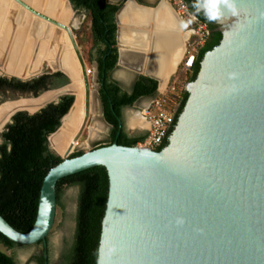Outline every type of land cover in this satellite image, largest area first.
I'll use <instances>...</instances> for the list:
<instances>
[{
    "label": "water",
    "instance_id": "water-1",
    "mask_svg": "<svg viewBox=\"0 0 264 264\" xmlns=\"http://www.w3.org/2000/svg\"><path fill=\"white\" fill-rule=\"evenodd\" d=\"M12 1L66 32L80 72L75 75L64 67L51 70L67 76L70 84L50 91L54 99L35 112L63 96L75 97L60 129L48 139L63 162L53 167L43 182L35 225L22 234L0 215V233L18 245L42 243L47 249L59 207L58 183L105 167L109 195L98 264H264V0H235L237 14L225 9L217 20L216 31L223 34V41L205 55L196 81L188 84L189 99L163 150L115 142L75 158H70L74 149L61 155L51 146V138L72 118L77 95L82 92L73 81L75 77L82 80L84 94V117L74 137L76 144L93 114L90 74L73 34L75 26L43 16L22 0ZM164 9L184 34V39H175L184 49L182 62L190 33L181 27L182 19L167 0H127L115 15L117 66L123 63L124 48H148L149 61L143 73L159 87L162 80L157 73L162 59L172 57L165 47L174 40L173 34L159 32ZM94 70L93 81L97 83V64ZM164 75L169 76L167 72ZM96 96L99 100L98 93ZM33 99L37 98L15 101ZM19 112L35 114L18 110L12 117ZM181 219L183 223H177ZM110 249L115 251L109 254Z\"/></svg>",
    "mask_w": 264,
    "mask_h": 264
},
{
    "label": "trees",
    "instance_id": "trees-1",
    "mask_svg": "<svg viewBox=\"0 0 264 264\" xmlns=\"http://www.w3.org/2000/svg\"><path fill=\"white\" fill-rule=\"evenodd\" d=\"M69 1L77 13L86 16V23L83 24L82 32H80L83 33L87 42L82 55L87 63L90 65L96 63L98 67L99 95L104 116L113 128L107 145L118 142L120 146H138L146 140L147 136H132L124 125L120 128L119 120L122 119L124 109L134 107L142 99L155 98L159 84L151 78L140 76L130 91H124L112 78L118 68L119 60L115 15L121 6L111 5L107 0ZM184 2L189 11L195 14L194 0H184ZM197 18L207 26L210 35L199 50L188 79L189 83L196 81L205 55L223 41V34L216 31L217 21H209L203 12L199 13ZM82 47V42H79V48ZM69 84L70 80L67 76L52 71H47L29 81L0 76V106L18 98H40L46 92ZM50 94L52 93L46 95ZM188 99L189 93L185 91L182 106L175 117V124L169 137ZM74 102L75 97L67 95L35 114L19 112L12 117L1 135L0 215L13 229L22 234L29 233L35 225L41 189L47 174L53 167L63 162V159L50 148L48 139L60 129L62 119L68 114ZM169 137L157 151L160 152L168 145ZM75 145L78 144L75 143ZM99 147L102 145L96 146V148ZM84 153L85 151H76L70 158L82 156ZM65 188L78 189V206L74 240L71 248L63 255V264H98L102 222L109 195L107 169L96 167L61 180L57 185L59 208L64 207ZM1 246L10 250L28 247L8 240L0 233V264H18L14 257L8 256L1 250ZM37 247H40L41 251L35 254L32 260L36 264H51L48 241L47 249L42 243ZM46 250L47 259L45 258Z\"/></svg>",
    "mask_w": 264,
    "mask_h": 264
},
{
    "label": "bare ground",
    "instance_id": "bare-ground-1",
    "mask_svg": "<svg viewBox=\"0 0 264 264\" xmlns=\"http://www.w3.org/2000/svg\"><path fill=\"white\" fill-rule=\"evenodd\" d=\"M28 1H29V3H31V5H33L35 7V11L36 10H43V9L47 8L49 5V2H50V0H28ZM65 1H66V7L70 9L68 1L67 0H65ZM3 3H5V2H3ZM4 5L2 6V13L3 14H0V32L2 31L1 35H0V67H1V70L4 71L5 74L14 76V74L18 73L21 76L19 78H22V79H28V78L34 77L40 72L39 62H40L41 58H46L49 62H53V63L60 65L59 69H62V67H64L65 70L66 69L72 70L73 71L72 73L75 72V75H76V71L80 72L79 71V69H80L79 63L76 59L75 53L72 49V46L70 44V41H69L65 31L59 30L55 27L52 28L53 26H51V27L45 26V29L43 31L44 39L43 38L39 39L38 35L41 33H38L36 30V26H34L35 25L34 24L35 19L41 20L44 23H47V22H45L43 19L37 17L36 15H33L32 13H30L29 11H27L25 9L27 12H29L30 14H32L36 18L30 19L31 22L34 21L32 24L28 18L27 23H26L27 26H25L24 29L20 30L19 27L16 28L14 22H15V19L20 18L22 16V14H19V13L17 14L15 12H13V14L11 16V12H10L11 8H9L10 6H8L6 4L5 5L7 7V9H6L4 7ZM28 6H30V5H28ZM70 11H71V9H70ZM18 12H19V10H18ZM36 12L39 13L40 11L39 12L36 11ZM60 13H61V9H58L56 12L57 16ZM71 13H72V11H71ZM39 14H42V13H39ZM5 15H7L6 20L4 22H1L3 16H5ZM43 16H45V15H43ZM160 16H161V20L164 23H160V25L158 26L159 32L163 33V34L169 32L170 34L174 35V40L172 42H170L168 45H166V47H165L166 54H169V55L172 54V57L169 58L168 55H167L168 56L167 58L163 57L162 60H164V61H162V63H161L162 64L161 71H158V73H157L158 76H161L160 77V79L162 80L161 87L164 88V86L167 84L169 76H171L175 73L177 66L181 62L184 49L180 46V44H179L180 41L175 40V39H178V38L184 39V34L180 31L181 29L179 28L178 23L173 21V18L167 9H164V11L161 12ZM13 29H15V31H17V32H15ZM41 31H42V29H41ZM12 35H13V37L10 38ZM31 36H33V38H31ZM32 39L33 40L36 39V41L37 40L38 41L36 42L34 40V42H33ZM125 39H127V38H125ZM57 69H53V70H57ZM164 72H167L169 76L166 77L164 75ZM77 80L78 79L76 77L73 79V81H75V83H77V84L79 83L78 85H80L79 88L82 90V92L79 95H77L76 109L74 111V114L70 120H66L64 122V125L62 127L63 129H61L58 136H56L53 139V144L61 153H67V151L71 148V145L74 142V137L77 134V132L79 131V128L81 127V123H82L83 117H84L83 82H82V80H81V82H79ZM50 93H52V92H50ZM52 94H54V93H52ZM54 97L51 100H53ZM33 100H36V99H33ZM47 102H49V101H47ZM6 103H11V102H6ZM1 106H0V108H1ZM28 107H29L28 103H22V104H15V106L11 109H9V108L1 109L0 110V130L8 118H9V121L6 123V125L10 122L12 114H14L18 110H22V108H28ZM6 125H5V127H6ZM102 126H103V124L101 125L98 122H96L94 124V129H93L92 135H91L93 139L95 138L97 130H101ZM5 127H3V129ZM2 130L0 131V133H2ZM76 147H74V149ZM61 155H63V154H61Z\"/></svg>",
    "mask_w": 264,
    "mask_h": 264
},
{
    "label": "rangeland",
    "instance_id": "rangeland-1",
    "mask_svg": "<svg viewBox=\"0 0 264 264\" xmlns=\"http://www.w3.org/2000/svg\"><path fill=\"white\" fill-rule=\"evenodd\" d=\"M2 1L5 3H3ZM22 1L25 2L27 5H30V7H32L35 10V7L33 5H31V3H29L28 0H22ZM4 4L5 5L7 4L8 6H10L9 8H11L10 9L11 11L10 10L9 11L11 12V16H12L13 12H15L17 14L18 13L23 14V20L22 21L19 20L20 21L19 23H15L16 28H18V26H21V27L27 26V24L23 22L26 19V17L29 18L30 22H31V20H30L31 18L32 19L36 18L35 16H33L32 14L27 12L25 9H23L21 6H19L18 4H16L12 0H1L0 14H3L2 13V6ZM5 5H4V7L7 9V7ZM54 5H55V8L53 11H51L52 16H54L55 18L62 20V21L70 20L68 26H72V25L75 26V29H73V34L75 35V38H76L78 45H79V42L80 43L82 42L83 47L80 49H81V52L83 54V50L87 46V42H86V39L84 38V36L82 35L83 33L81 34L80 32H82L83 24L86 23V16L82 13H77V12L74 14L71 13V11L66 7V4L62 0H54ZM58 9H61V13L58 14V16H57L56 12ZM18 10H19V12H18ZM36 11L39 12V10H36ZM44 11H48V8H45ZM39 13H42V12H39ZM76 20H78L77 25H75ZM33 22H31V24ZM43 24H44L43 26L51 27L47 23L43 22ZM52 28H54V27H52ZM13 30L15 31V29H13ZM15 32H17V31H15ZM12 37H13V35L11 36V38ZM31 38H33V36H31ZM34 40L36 41V39H34ZM34 40H33V42H34ZM95 64L96 63H94L93 65H90L89 63L86 62L87 69L91 71V74L89 76H90V84H91V90H92V111H93V114L91 116L90 123L84 132L83 137L79 141L78 146L75 145V142L72 143L70 150H73L74 147L77 146L73 150V153H75L76 151H85L86 152L90 149L96 148L97 145L104 142L101 136H102L103 132H104V134H106V130H108L104 126L105 122L103 121V117H102V108H103L102 103H101L100 99L99 100L97 99V96H96L98 93V89H99L98 77H97V83L93 81V75L95 73V70H94ZM180 65L181 66L179 67V70L172 77L170 82H174L179 78L180 82H181V84H180L181 91L185 92L187 90V86L189 84L188 79L190 77V73H184V70L182 68V64H180ZM57 68L59 69L60 65L53 63V62H49L46 58H41V60L39 62L40 72L37 74L36 77L44 74L47 71H51V70L57 69ZM0 76L13 78L11 75L5 74L4 71L1 70V67H0ZM14 76L21 77L20 74H18V73L14 74ZM116 77H118L120 79V82H122L127 87L128 90L131 88V86L133 84V80H132L133 78L128 73H126L125 71H122V70L117 71ZM30 79L31 78H28L25 80L28 81ZM32 79H34V78H32ZM54 95L55 94L42 96L36 100L15 101V103H13L14 101H9L11 103H6V105L5 104L2 105L1 109H3V108L11 109L15 106V104L28 103L29 107L28 108H22V110H26V111H29L31 113H35L47 101H50L54 97ZM18 99H16V100H18ZM133 117H134L133 109L131 108L127 113L128 125H129V123H131V120ZM7 120H9V118ZM96 122H98L101 125L103 123V126H104L103 128L105 130L104 129L103 130L102 129L97 130V132L100 131L101 133L99 134L98 137H96V135H95V139H92L91 135H92V131L94 129V126L92 127V124L93 123L95 124ZM132 122L134 125L136 122V118H133ZM5 128L2 130L3 132H4ZM56 136H58V135H56ZM56 136L51 138V143H52L51 146H53V148L58 153L65 155L66 153H61L53 144V139ZM77 200H78V189H76V188H65V192L63 195L64 207L63 208L58 207L55 225H54V227H53V229H52V231L48 237V243L50 245V251H51L50 252V254H51L50 263L51 264H63V255L71 248V245H72L73 240H74L75 230H76V214H77V206H78ZM1 250L5 254H7L8 256L14 257L18 264H36V262H34L32 260V258L35 254H39L41 251L40 247H37V245L28 246L26 248H20V249H12V250L7 249L4 246H1Z\"/></svg>",
    "mask_w": 264,
    "mask_h": 264
},
{
    "label": "built area",
    "instance_id": "built-area-1",
    "mask_svg": "<svg viewBox=\"0 0 264 264\" xmlns=\"http://www.w3.org/2000/svg\"><path fill=\"white\" fill-rule=\"evenodd\" d=\"M167 1L182 21L190 19L192 21L185 28L190 33V38L187 42V51L181 62L184 73H191L199 50L206 43L210 33L207 34L209 31L207 26L202 24L196 15H191L184 0ZM88 73L91 74V71L88 70ZM180 84L179 78L174 82H169L161 91L159 90L157 97L142 111L143 117L150 124V130L146 140L139 144L140 147L157 150L164 145L183 103L184 92L181 91Z\"/></svg>",
    "mask_w": 264,
    "mask_h": 264
},
{
    "label": "crops",
    "instance_id": "crops-1",
    "mask_svg": "<svg viewBox=\"0 0 264 264\" xmlns=\"http://www.w3.org/2000/svg\"><path fill=\"white\" fill-rule=\"evenodd\" d=\"M109 4L111 5H119L122 6L123 3H125L127 0H107ZM144 2H153L154 0H143ZM153 31H151V35H150V41H151V36H152ZM119 49V46H118ZM126 52H124L123 54V63L117 68V70L114 72L116 73L117 71H125L126 73H128L133 79V84L136 82V80L140 77V76H144V70L146 68V65L149 61V50L148 48L145 49H137V48H124ZM128 55V56H127ZM125 58V59H124ZM127 58V59H126ZM135 58V59H134ZM125 63V64H124ZM181 64V63H180ZM180 65L178 66L176 72L179 70ZM144 68V69H143ZM138 69L140 71H138ZM161 70V68H160ZM176 72L171 76L170 80L172 79V77L176 74ZM146 77V76H144ZM120 80V79H119ZM170 82V81H169ZM122 83V82H121ZM123 84V83H122ZM159 84V83H158ZM124 85V84H123ZM167 85V84H166ZM165 85V86H166ZM125 86V85H124ZM131 86V87H132ZM159 90L161 91L163 88L158 87ZM131 89V88H130ZM129 89V91H130ZM158 95V93H157ZM157 97V96H156ZM155 97V98H156ZM142 99L141 101H139L134 107H132L133 109V118H136V122L133 125V118L131 120V123H129L128 125V129L127 131L132 135V136H148V132L150 130V124L148 123V121L143 117L142 115V111L147 108L149 106V104L153 101V99ZM103 124V123H102ZM94 126V123L92 124V127ZM104 126H102V130ZM105 130V129H104ZM101 132L98 131L96 133V137L99 136ZM107 135L104 134V132L102 133V139L104 141V143L107 140ZM92 138V137H91ZM93 139V138H92ZM95 139V138H94ZM99 145H106L103 143H100Z\"/></svg>",
    "mask_w": 264,
    "mask_h": 264
},
{
    "label": "flooded vegetation",
    "instance_id": "flooded-vegetation-1",
    "mask_svg": "<svg viewBox=\"0 0 264 264\" xmlns=\"http://www.w3.org/2000/svg\"><path fill=\"white\" fill-rule=\"evenodd\" d=\"M65 4H66V1L65 0H62ZM32 8V7H31ZM48 11H44V9L43 10H39L40 12H42V14L43 15H45V16H47V17H50V18H53L54 16H52V14H51V11H53L54 10V8H55V5H54V0H50V2H49V5H48ZM69 9V8H68ZM70 10V9H69ZM6 18H7V15H5V16H3V18H2V20H1V22H4L5 20H6ZM27 17H26V19L23 21L24 23H27ZM53 19H56L58 22H60V23H63V24H65V25H68L69 24V22H70V20H68V21H62V20H59V19H57V18H53ZM19 20H23V14H22V16L20 17V18H16L15 19V22H14V24L15 23H19L20 21ZM41 20H37V19H35V22H34V26H36V30H37V32L38 33H41V34H39L38 36H39V39H44V34H43V31H44V29H45V26H43L44 24H43V22L41 21ZM41 24V25H40ZM15 26H16V24H15ZM19 27V29L20 30H22V29H24L25 28V26H18ZM41 29H42V31H41ZM2 32V31H1ZM1 32H0V35H1ZM10 37V36H9ZM11 38V37H10ZM117 76V72L116 73H113V76H112V78L115 80V81H117L118 83H119V85L121 86V88H122V90H124V91H129L128 89H127V87L126 86H124L121 82H120V80H119V78L118 77H116ZM98 84H99V76H98ZM99 87V89H100V85L98 86ZM132 88V87H131ZM99 89H98V94H99ZM131 90V89H130ZM99 99H100V101H101V98H100V95H99ZM101 103H102V101H101ZM6 105V104H5ZM103 107V106H102ZM2 108V107H1ZM0 108V109H1ZM131 108H126V109H124V111H123V116H122V119L121 120H119V124L121 123V125H124V127H125V129L127 130L128 129V122H127V113H128V111L130 110ZM102 117H103V121L105 122L104 123V126L108 129V130H106V137H107V140H106V142L104 143L103 142V144H106L107 145V142L109 141V139H110V137H111V134H112V130H113V128H112V126L106 121V119H105V116H104V110H103V108H102ZM9 120H7L6 121V123L8 122ZM123 122V123H122ZM6 123H4V125L2 126V128H1V130L3 129V127L6 125ZM0 130V131H1Z\"/></svg>",
    "mask_w": 264,
    "mask_h": 264
},
{
    "label": "clouds",
    "instance_id": "clouds-1",
    "mask_svg": "<svg viewBox=\"0 0 264 264\" xmlns=\"http://www.w3.org/2000/svg\"><path fill=\"white\" fill-rule=\"evenodd\" d=\"M193 9L195 13L203 12L205 18L209 21L220 20L224 14V10L227 9L231 11L233 15L237 14V8L235 0H194ZM191 19L188 21H182L181 27L187 28L191 23ZM177 223H183V220H178ZM115 251V249H110L109 254Z\"/></svg>",
    "mask_w": 264,
    "mask_h": 264
}]
</instances>
